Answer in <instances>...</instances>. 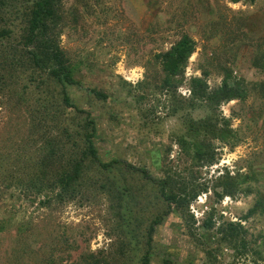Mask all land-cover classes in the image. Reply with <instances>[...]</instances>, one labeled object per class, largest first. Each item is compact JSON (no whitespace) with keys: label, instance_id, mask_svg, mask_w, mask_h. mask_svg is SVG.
<instances>
[{"label":"rangeland","instance_id":"rangeland-1","mask_svg":"<svg viewBox=\"0 0 264 264\" xmlns=\"http://www.w3.org/2000/svg\"><path fill=\"white\" fill-rule=\"evenodd\" d=\"M61 14L59 46L78 82L66 91L73 106L94 121V144L101 160L146 170L155 180L167 167L187 169L197 184L209 189L183 217L173 213L157 227L150 264H208L186 231L204 234L202 225L211 213L215 228L241 223L249 242L264 252V97L251 90V85L264 82L255 67L264 53V0L253 4L245 0L237 4L229 0H63ZM182 33L194 40L196 49L173 99L186 100L190 79L201 78L203 72L210 90L221 85L225 73L229 82L243 83L249 90L245 101L218 109L217 115L228 120L238 144L230 149L213 142L215 163L206 167H196L183 156L177 142L185 133V113L172 116L173 99L172 103L171 96L157 88L163 76L155 56L169 50ZM22 73L15 84L0 89V170L12 164L22 170L36 158L37 147L31 142L45 141L40 139L41 131L34 129L42 110L32 107L31 96L47 95L51 106L61 90L52 82L44 84L37 74L30 84V71ZM92 90L105 99H97ZM19 95L29 98L28 106ZM74 111H66L68 120ZM85 113L76 114L78 124ZM192 115L197 120L206 114L200 110ZM226 173L250 178L246 185L252 193L216 202L212 185ZM98 177L125 188L123 206L134 216L132 226L139 227L142 243L144 221L164 206L157 199V188L126 169ZM81 199L41 205V200L25 199L20 190L5 187L0 178V264H43L50 256L58 261L66 252L73 264H83L81 259L90 255L120 257L121 232L105 193L94 185L88 188L87 201ZM253 208L255 214L245 220ZM144 253L142 245L132 247L125 253L126 264H140ZM238 259L220 247L216 264L252 261Z\"/></svg>","mask_w":264,"mask_h":264},{"label":"trees","instance_id":"trees-1","mask_svg":"<svg viewBox=\"0 0 264 264\" xmlns=\"http://www.w3.org/2000/svg\"><path fill=\"white\" fill-rule=\"evenodd\" d=\"M62 1L0 0V89H8L15 84L16 77L25 70L30 71V84L35 81L34 75L37 74L44 84L49 85L52 82L61 88L58 98H54L56 105H49L50 99L47 95H44L45 98L35 92L31 96L32 107L42 110V113L38 111L40 118L35 115L38 120L34 129L41 131L40 139L45 142H31L37 147L36 158L26 163L22 170L17 164L2 168L1 183L9 189L20 190L25 199H38L41 200V205L47 206L52 203L70 202L76 198L87 201L88 188L98 185L110 203L109 207L121 232L117 246L120 257L95 259L90 255L81 259L83 264H126L125 253L132 247L139 248L141 245L145 253L139 263L150 264L152 237L157 227L173 213L183 217L189 211V206L201 194H207L209 189L205 184H197L187 169L183 172L167 167L162 171V178L155 180L146 170L127 166L121 161L101 160L94 144V121L89 114L73 106L66 91L67 87L77 86L78 82L74 79V68L67 62L59 46L64 18L61 14ZM239 1L229 0L231 4H237ZM245 1L253 4L256 0ZM195 49L194 40L182 33L169 50L155 56L163 76L157 88L169 94L171 102ZM256 63L255 67L264 77V53ZM227 74L225 73L217 89L210 90L206 83L207 74L203 72L201 78L190 79V94L186 100L173 99L171 115L175 116L179 111L185 113V133L177 145L183 156L196 167L211 166L215 163L213 142L218 141L230 149H234L238 144L228 120L220 119L217 111L222 104L245 101L249 90L243 83L229 82ZM251 90L264 97V82L251 85ZM91 92L97 99L104 100L106 97L96 90ZM18 97L25 100L28 106L29 98L26 99L22 95ZM57 102L60 106H57ZM52 108L55 112H51ZM68 110H75L71 120L67 119ZM200 110L205 112V117L194 119L192 113ZM81 113H85V116L82 123L78 124L76 114ZM27 167L29 169L24 172ZM125 169L130 173L140 174L142 180L155 185L158 191L157 199L160 204H164L160 211L152 213L144 221L142 243L138 240L139 227L135 229L132 226L134 216L131 217V211L123 206L125 188L118 187L108 177H98ZM249 180L247 176H230L229 173L220 176L211 188L215 201L220 202L226 197L234 199L240 193L251 194V187L246 185ZM256 210L251 209L244 219L253 216ZM212 219L213 213L209 214V219L202 225L204 234L194 235L190 229L186 231L192 244L197 248L201 247L208 264H216L220 247L232 251L238 260L245 257L252 260L251 264H264V252L249 242L241 223L228 222L215 228ZM70 253L72 254L71 251ZM44 260L43 264H73L67 252L66 256H62L58 261L52 256Z\"/></svg>","mask_w":264,"mask_h":264}]
</instances>
